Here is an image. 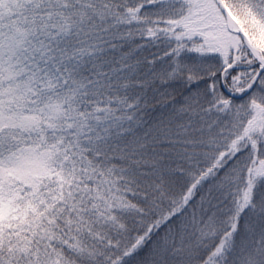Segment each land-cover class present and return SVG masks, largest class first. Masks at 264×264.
Returning a JSON list of instances; mask_svg holds the SVG:
<instances>
[{
  "label": "snow or ice",
  "instance_id": "snow-or-ice-1",
  "mask_svg": "<svg viewBox=\"0 0 264 264\" xmlns=\"http://www.w3.org/2000/svg\"><path fill=\"white\" fill-rule=\"evenodd\" d=\"M0 264H264V0H0Z\"/></svg>",
  "mask_w": 264,
  "mask_h": 264
}]
</instances>
